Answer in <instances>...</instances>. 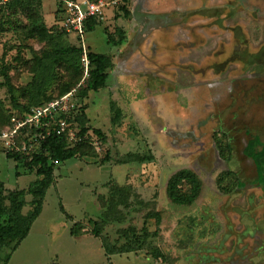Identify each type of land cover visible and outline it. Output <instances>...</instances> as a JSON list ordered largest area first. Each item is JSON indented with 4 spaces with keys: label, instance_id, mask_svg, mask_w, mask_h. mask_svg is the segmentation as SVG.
Instances as JSON below:
<instances>
[{
    "label": "rangeland",
    "instance_id": "1",
    "mask_svg": "<svg viewBox=\"0 0 264 264\" xmlns=\"http://www.w3.org/2000/svg\"><path fill=\"white\" fill-rule=\"evenodd\" d=\"M75 1L105 4L83 37L65 26L69 12L56 0H0V223L9 228L0 264H260L253 242L263 235L250 234L264 226V188L244 149L255 136L264 144V0L231 6L237 12L217 37L226 41L237 24L249 37L241 46L231 37L221 58L216 38L198 39V51L179 43L194 23L183 11L148 27L138 19L151 15L143 0ZM157 35L177 43L156 51ZM89 52L110 59L97 92L86 89ZM207 64L213 81L194 74ZM38 108L51 112L40 126ZM59 130L70 147L88 148L53 168L41 214L19 244L37 212L27 192L39 178L7 156L32 158L41 135ZM182 170L200 182L191 205L171 197L192 198L190 179L172 182Z\"/></svg>",
    "mask_w": 264,
    "mask_h": 264
},
{
    "label": "trees",
    "instance_id": "2",
    "mask_svg": "<svg viewBox=\"0 0 264 264\" xmlns=\"http://www.w3.org/2000/svg\"><path fill=\"white\" fill-rule=\"evenodd\" d=\"M128 2L129 0H124ZM95 19L91 18L86 25V32H92L95 30ZM68 50H64V53ZM89 64L94 66L93 70L89 71V77L87 78L86 89L88 91L97 92L105 87V83L107 80V68L109 62V56L105 54H99L94 52L88 53ZM87 119L83 118L80 121V125L82 127L81 135L85 137V135L90 130L86 127ZM94 133L98 136L101 135L99 130H93ZM44 137L39 139V152L35 153L32 158H26L22 155H12L8 154V159H14L17 162H24V167L29 171L36 172L39 180L32 183L28 190V195H31L34 198V204L37 206L36 214L31 217V225L25 234L18 237L19 244L28 236L30 229L36 220V218L41 214L42 211V199L45 197L49 187L53 184V168L61 163H65L70 159H75L78 156L85 155V150H87V144H79L75 147H70L65 139L61 136H58L55 133H51L50 135L43 134ZM244 155L254 162L256 166L257 177L255 180V185L258 188H264V144H261L259 137H252L246 148L244 149ZM101 163H105V161H101ZM183 178H188L195 185L194 193L192 194V198H186L181 196H172L173 201L179 205H191L195 199L198 197V189L200 186V182L198 178L190 171V170H182L176 173L172 182L181 181ZM3 189V183L0 182V190ZM17 195H23L22 192L18 194L13 193L10 197H16ZM159 220V218H157ZM103 227V223L101 221L95 222V228L92 231V234L95 237H99L101 234V230ZM9 228L2 226L0 223V250L4 246L6 239L9 237V233L7 232ZM71 236H78L74 230L71 231ZM18 244V245H19ZM18 247V246H17ZM14 248L13 251L17 249Z\"/></svg>",
    "mask_w": 264,
    "mask_h": 264
},
{
    "label": "crops",
    "instance_id": "3",
    "mask_svg": "<svg viewBox=\"0 0 264 264\" xmlns=\"http://www.w3.org/2000/svg\"><path fill=\"white\" fill-rule=\"evenodd\" d=\"M145 4L144 7H146L147 11H150L152 15L156 16H165L164 14H167L168 10L177 9L179 11H183L185 13H188L189 16L192 17L194 22L189 26L188 33L191 35H188L187 38H185V41H181L179 43H193L195 50L196 48H199L198 45H196V42H199L198 39H202L201 41H208L209 38H216L214 44H215V50L218 51L220 49V46H226V49H228V43L230 42V35L231 32L230 29L228 30L226 41H222L221 37H217L218 35H222L223 31H225L226 26L228 22V17L232 14V8H228V14L226 13L227 9H224L225 6H228L229 2L232 0H143ZM142 5V6H143ZM234 8V7H233ZM143 10V8L141 9ZM194 19L197 20V22L194 21ZM214 25H211L213 24ZM207 26L213 27V30L208 29ZM190 31V32H189ZM171 35V34H170ZM197 39V40H196ZM204 39V40H203ZM154 42V48L157 51L158 48L167 50V44L168 43H177V36H169L163 37L160 35H157L153 38ZM221 44V45H220ZM219 45V47H217ZM186 49V47H183V50ZM188 49V48H187ZM198 51V50H195ZM193 51V52H195ZM213 51V52H214ZM184 52V51H183ZM182 53V51H181ZM191 50L188 51L185 50L184 57L190 61L191 57ZM220 54L216 53V57L220 58ZM195 57V56H194ZM196 59L198 56L195 57ZM202 62H207L208 60L213 59L212 56H201ZM194 66H196V63H192ZM211 64V63H210ZM210 64H207L204 66V69L206 71L205 74H201V72H194L195 75H201L205 76L208 81H213L211 78L213 73L212 69L213 67L210 66ZM211 67V68H209ZM189 72V70H187ZM262 224L264 225V221L262 220ZM262 226V225H261ZM254 234L263 235L264 234V226L262 227H253L251 230L250 236L252 237ZM256 242H260L262 245V241H258L257 236H255ZM259 244V243H258ZM260 245V246H261Z\"/></svg>",
    "mask_w": 264,
    "mask_h": 264
},
{
    "label": "built area",
    "instance_id": "4",
    "mask_svg": "<svg viewBox=\"0 0 264 264\" xmlns=\"http://www.w3.org/2000/svg\"><path fill=\"white\" fill-rule=\"evenodd\" d=\"M63 4L64 9L69 12L68 20L65 26L68 30H73L77 36L83 37L86 33L87 22L94 17L101 16L105 7L104 3L97 2H77L75 0H56ZM84 61L89 65L88 54L85 53ZM51 115L50 108L41 109L38 108L32 112V121L37 125H42V121ZM62 131H58V136L61 135ZM50 135V132H45ZM44 135H41L43 138Z\"/></svg>",
    "mask_w": 264,
    "mask_h": 264
},
{
    "label": "flooded vegetation",
    "instance_id": "5",
    "mask_svg": "<svg viewBox=\"0 0 264 264\" xmlns=\"http://www.w3.org/2000/svg\"><path fill=\"white\" fill-rule=\"evenodd\" d=\"M245 0H232L229 2L228 6H225L224 9H227L226 13L228 12V8H230L231 6L232 7H240L241 4L244 2ZM248 0H246L247 2ZM230 6V7H229ZM139 9H142V7L140 6ZM237 11L234 9L232 14L234 15ZM252 12V10H251ZM228 14V13H227ZM140 17H138L139 21L143 23V21L147 22L146 25L149 27H153L154 25L156 26V24L159 22L160 25H167V24H172L173 23V20H170L169 18H167L166 16H156V15H147L144 13L139 15ZM185 16V14H184ZM187 16H189V14L187 13ZM191 18V17H190ZM182 20H185V18L183 17ZM241 28V25H236V27L232 30L231 32V35L230 37H232L233 41L238 43L240 46L242 44H244L245 42H247V39H248V34H245L243 33V31L240 29ZM239 30V31H238ZM190 32V31H189ZM231 40V38H230ZM250 41V40H249ZM248 41V42H249ZM250 43V42H249ZM239 46H234V51H236L238 49ZM220 54V58L221 57H226L227 56V49H226V46H220V52L218 53ZM191 66H194V64L191 63ZM212 67V66H211ZM209 67V68H211ZM190 72V71H189ZM194 72H198V71H194ZM206 71L205 70H202L201 71V74H205ZM252 238V237H251ZM258 241H262V245L260 244V242L258 243H255L253 242V245H254V249L255 250V256L254 258L252 259H259V258H262V262L260 264H264V234H263V237H257ZM252 242V241H251ZM261 245V246H260ZM250 247L248 244H246L245 248H248ZM244 263L245 264H255V262L253 260H244Z\"/></svg>",
    "mask_w": 264,
    "mask_h": 264
}]
</instances>
